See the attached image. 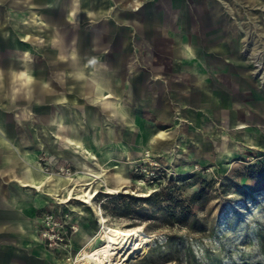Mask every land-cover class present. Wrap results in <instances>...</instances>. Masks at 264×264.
Returning <instances> with one entry per match:
<instances>
[{
  "label": "rangeland",
  "instance_id": "rangeland-1",
  "mask_svg": "<svg viewBox=\"0 0 264 264\" xmlns=\"http://www.w3.org/2000/svg\"><path fill=\"white\" fill-rule=\"evenodd\" d=\"M157 1L95 0L93 7L106 8V14L95 18L82 7L68 17L61 33L76 29L87 35L102 21L121 26L116 17L123 13L149 16ZM170 1L177 22L187 19L188 0ZM230 1L225 4L232 13L246 14V19L239 21L245 27V34L239 36L240 67L227 57L220 59V69L206 71L199 66L198 74L207 77L198 84L193 74L184 90L175 88L179 96L169 94L177 110L169 118H157L153 102L148 111L134 108L132 135L126 136V128L95 106L82 113L88 127L80 131L98 157L107 151L119 153L114 160L116 168L104 162L101 166L106 174L118 170L124 184L102 176L94 181L88 177L83 184L75 162L98 168L96 162L77 148H71L72 154L67 150L61 153V129L56 123L53 148L47 130L34 127L42 144L36 162L45 174H58L63 180L60 184H66L56 196L32 193L37 203L38 244L53 264H81L75 260L82 250L101 246L102 226L123 231L136 246L126 264H264V84L259 82L254 63L264 64V9L243 8ZM19 5L14 9L0 1V62L20 60L32 53L29 61L34 70L44 55L52 54L44 12H55L57 6L49 4L43 10L29 3ZM227 21L232 26L238 22L234 16ZM174 28L177 40L183 30L177 23ZM147 40L133 47L140 70L152 69L151 81L160 88L179 82L173 73L183 61L164 58ZM200 90L207 100L188 98L198 97L194 94ZM59 91L77 95L73 83ZM78 101L75 97V106ZM6 113L21 129L40 124L46 115L45 107L35 104L13 106ZM158 130L166 134L162 139L173 140L172 148L162 155L151 149ZM82 188L85 192L90 189V203L80 197Z\"/></svg>",
  "mask_w": 264,
  "mask_h": 264
},
{
  "label": "crops",
  "instance_id": "crops-1",
  "mask_svg": "<svg viewBox=\"0 0 264 264\" xmlns=\"http://www.w3.org/2000/svg\"><path fill=\"white\" fill-rule=\"evenodd\" d=\"M94 1L79 0L74 3L76 9H71L67 16L65 15V21L67 22L68 17L82 7L95 18L106 14V8L99 7L96 10L93 7ZM225 1L188 0L190 6L188 17L177 22L178 18L172 13V2L158 0L154 3L149 16L123 13L116 17L121 26L102 21L93 26L87 35L77 31V49H67L62 55L58 53L51 39H48L52 54L44 55L34 70V65L29 61L33 58L32 53L29 57L20 59L21 66L10 69L11 84L14 87L12 86V89L9 87V90L6 74L2 75L0 65V264H53L49 254L38 244L37 203L32 193L38 191L56 196L59 189L65 188L66 184L64 182L60 184V181H63L60 177L45 175L40 171L39 163L36 162V151L42 148V144L37 132L33 130L34 127L36 131L47 130L52 138L53 148L56 123L61 129V153L64 154L67 150L72 154L73 149L77 148L85 157L96 162L98 168H91L85 162H75L77 168L81 169L79 174L84 178L83 184L88 177L82 172L95 173L105 177L104 180L124 184L126 181L119 175L118 170L106 174L101 166V162H104L113 164V168H116L114 160L119 153L107 151L102 158L98 157L80 131V128L86 130L88 127L82 113L86 112L88 106H95V109L105 117L126 128V136L132 135L136 123V117L132 114L134 108L139 107L142 111H148L149 105L153 102L156 117L169 118L176 110L169 94L171 92L175 94L174 96L179 94L175 90L176 87L184 90L193 74L197 75L194 81L201 84L207 77V74H198L201 67L206 71L220 69L222 68L220 59L225 57L240 67L237 52L242 48L239 36L245 34V27L240 26L239 21L246 19V14L232 13ZM233 2L243 8L252 5L255 9H264V0ZM57 3L58 0L55 2L48 0L46 8L49 4L57 6ZM232 16L238 20L234 26L227 21ZM176 23L180 27L179 30L181 28L183 30V34L181 32L177 40L174 33ZM14 24H17L15 20ZM129 27L134 33H131ZM214 29L217 30L216 33H213ZM67 33L61 34L65 36ZM148 38L151 40L153 50L160 52L164 58L183 61L181 68L173 73L174 78L179 79L176 84L168 82L165 87L160 88L151 81L152 69L140 70L134 59L133 47L142 40L148 41ZM52 55H56L57 64L62 65V68H56L50 62ZM60 59L65 61L60 62ZM70 61H75L73 67H65ZM255 62L259 82L264 84V64H260L258 60ZM68 83L74 84V92L77 95H64L59 91ZM194 95L198 97L188 95V98L207 100L201 90ZM75 97L79 100L76 106L73 103ZM33 104L45 107L46 115L40 124L37 122L32 128L21 129L12 116L6 115V111L13 106ZM157 118L155 120H158ZM238 127L241 128L243 125L239 124ZM165 135L158 130L153 140L162 139ZM122 149L124 151L123 145ZM123 151L120 156H123ZM67 191H70V188L66 189Z\"/></svg>",
  "mask_w": 264,
  "mask_h": 264
},
{
  "label": "water",
  "instance_id": "water-1",
  "mask_svg": "<svg viewBox=\"0 0 264 264\" xmlns=\"http://www.w3.org/2000/svg\"><path fill=\"white\" fill-rule=\"evenodd\" d=\"M48 0H7L6 3L9 5H13L14 9L20 8V4H32L34 7L39 9H45L47 6ZM79 0H58L57 3V11L50 12L45 11L44 15L47 20V24L49 25V34L51 35V42L57 48V51L60 55H62L67 49H77L78 44L76 42L77 38V30L72 29L70 30L67 35L63 36L61 34L62 26L65 23V15L70 12V10H75L76 8L73 6L74 3H77ZM56 55L50 56V62L54 64L56 68H62V65L57 64V60L55 58ZM76 61V60H75ZM75 61H70L65 65V67H73ZM21 60L13 59L7 61H1L0 65L3 70V74H6L7 82H8V89L11 83V72L10 69H17L21 66ZM62 66V67H61ZM72 74V73H71ZM73 76V75H72ZM39 87V86H38ZM173 140L169 139H154V143L151 144V149L155 154H166L173 146ZM118 183V181H116Z\"/></svg>",
  "mask_w": 264,
  "mask_h": 264
},
{
  "label": "bare ground",
  "instance_id": "bare-ground-1",
  "mask_svg": "<svg viewBox=\"0 0 264 264\" xmlns=\"http://www.w3.org/2000/svg\"><path fill=\"white\" fill-rule=\"evenodd\" d=\"M39 166H40V171L43 174H45L40 164ZM82 174H84L89 178H92L93 181L95 179L100 178V176L95 173L82 172ZM45 175L55 176V177L57 176L56 178H59L58 174H45ZM41 177L42 176L40 175L39 178ZM87 185H91V183H88ZM84 189L85 188L80 189L82 193L80 197H83L85 199L83 200L84 202L90 203V200L92 198V193L90 189L87 192H85ZM72 192L73 191H71L70 196ZM100 240L102 241L101 246H99L94 250H82L80 254L77 255L78 257L75 260V262L76 263L80 262L81 264H118V262L121 261V263L126 264L128 261H130L132 257L131 253L136 249V246L127 239L125 233L117 229L106 228L102 226L100 231Z\"/></svg>",
  "mask_w": 264,
  "mask_h": 264
}]
</instances>
